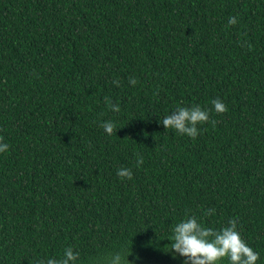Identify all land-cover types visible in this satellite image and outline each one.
Here are the masks:
<instances>
[{
	"label": "trees",
	"instance_id": "1",
	"mask_svg": "<svg viewBox=\"0 0 264 264\" xmlns=\"http://www.w3.org/2000/svg\"><path fill=\"white\" fill-rule=\"evenodd\" d=\"M196 105L195 139L160 123ZM0 137V264H183L193 215L264 264V0H0Z\"/></svg>",
	"mask_w": 264,
	"mask_h": 264
},
{
	"label": "clouds",
	"instance_id": "2",
	"mask_svg": "<svg viewBox=\"0 0 264 264\" xmlns=\"http://www.w3.org/2000/svg\"><path fill=\"white\" fill-rule=\"evenodd\" d=\"M236 17H229L228 24L235 25ZM137 80L129 79V84L135 86ZM116 87L120 86L118 80H114ZM213 109L217 114H224L228 111L227 106L219 99L212 101ZM111 111L118 113L120 106L110 104ZM209 120V112L201 109L199 105L193 107H178L174 112L165 116L160 123L166 129H173L181 135L195 139L199 134L198 125H203ZM109 136L116 134L115 125L112 121H104L101 125ZM115 130V132H114ZM9 145L0 137V153H6ZM143 164V157L138 156L136 166ZM132 170L121 168L117 171L119 178L131 180ZM215 209H205L204 215H212ZM169 244L165 248L172 254V259L177 256L184 258L183 264H221L227 259L228 264H256L259 254L249 247L237 231V220L234 218L228 221V225L219 230L206 227L195 215L190 216L175 225ZM132 255L130 248L125 255L120 251L108 253L97 259L96 264H130L128 256ZM79 253H75L71 247L66 248L63 258L57 260L49 258L41 260L38 264H76Z\"/></svg>",
	"mask_w": 264,
	"mask_h": 264
}]
</instances>
